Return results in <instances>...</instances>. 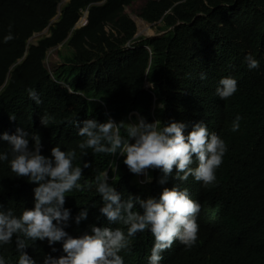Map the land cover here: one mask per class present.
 Listing matches in <instances>:
<instances>
[{
  "label": "trees",
  "instance_id": "obj_1",
  "mask_svg": "<svg viewBox=\"0 0 264 264\" xmlns=\"http://www.w3.org/2000/svg\"><path fill=\"white\" fill-rule=\"evenodd\" d=\"M134 1L70 0L63 5L64 0H0V134L23 127L40 136L41 154L50 155L59 144L61 150L76 151L74 164L90 162L83 169L81 189L65 196L72 217L89 209L79 225L70 218L65 230L74 237L88 231L89 224L125 227L110 225L105 217L96 219L102 201L95 177L108 169L110 182L125 197L158 198L164 187L179 183L200 202L195 244L174 241L161 264H264V0H148L134 20L137 26L140 19L160 24L164 34L154 39L135 38L136 24L125 13ZM84 17L86 22L77 27ZM9 25L14 39L4 43ZM46 29L48 35L28 45ZM59 46L67 53L59 52L62 65L51 75L45 60ZM248 53L259 60L257 69L247 68ZM200 73L206 74L205 80ZM229 75L236 78L237 91L221 100L215 89ZM29 88L39 93L40 105L28 98ZM45 113L50 117L47 126L40 123ZM135 113L148 122H184L186 131L203 120L227 145L216 181L205 187L192 176L182 182L169 176L161 185L163 173L150 169L152 182L141 184L118 153L86 149L81 156L77 144L83 138L70 121L105 122L110 115L129 123ZM237 115L240 127L232 131ZM0 151H9L6 141L0 140ZM36 186L27 177L15 176L7 161L0 162L3 209L12 208L16 215L31 209ZM153 242L147 229L137 233L129 250L121 253L125 264H147ZM28 243L26 251L36 264H43L47 254H63L62 242L52 246L54 253L46 239ZM0 255L16 264L15 236L0 246Z\"/></svg>",
  "mask_w": 264,
  "mask_h": 264
},
{
  "label": "clouds",
  "instance_id": "obj_2",
  "mask_svg": "<svg viewBox=\"0 0 264 264\" xmlns=\"http://www.w3.org/2000/svg\"><path fill=\"white\" fill-rule=\"evenodd\" d=\"M12 39L14 35L9 25L3 42ZM244 62L249 70L257 69L260 64L252 53L245 55ZM199 78L205 80L206 74L200 73ZM236 91L237 80L229 75L218 81L215 94L226 100ZM27 93L36 105L42 103L34 88L27 89ZM10 119L16 118L10 115ZM49 119L45 113L41 115L40 123L47 126ZM240 120L239 115L235 116L232 131L239 130ZM70 123L77 129V136L83 138L77 144L81 156L87 154L86 149H92L93 153H118L124 157L123 163L131 173L143 177L139 179L141 184H150L153 180L150 169H159L163 173L158 180L161 185L169 176L181 182L192 176L207 187L216 181V171L227 151L224 139L209 131L203 120L193 123L190 131H186L189 125L184 122H148L139 114L129 123L116 122L110 115L105 122L91 118L74 119ZM121 129L125 135H121ZM0 140L9 146V151H0V162L7 161L15 176L27 177L29 182L37 185L33 188L31 209L16 215L12 208L0 207V246L12 243L15 236V248L19 253L16 264H36L26 251L30 246L28 241L35 243L45 239L53 253L57 249L52 246L62 242L63 254H47L43 264H125L121 253L129 250L132 237L146 229L154 237L147 264H161L163 252L170 249L174 241L186 247L195 244L201 204L190 197L186 187L179 183L171 188L164 187L158 198L132 194L125 197L110 182L108 169L95 177V191L102 201L96 219L105 217L110 225L125 227L89 224L88 231L74 237L65 230L70 218L79 225L87 220L89 209L84 207L72 217L71 210L65 207V196L73 189H81L79 181L83 169L91 166L90 162L84 161L82 166L74 164L76 151L61 150L59 144L51 148L50 155L41 154L40 136L23 127H17L11 135L0 134ZM30 140L33 142L31 147ZM95 206L93 203L92 207ZM0 264H9L4 255H0Z\"/></svg>",
  "mask_w": 264,
  "mask_h": 264
},
{
  "label": "rangeland",
  "instance_id": "obj_3",
  "mask_svg": "<svg viewBox=\"0 0 264 264\" xmlns=\"http://www.w3.org/2000/svg\"><path fill=\"white\" fill-rule=\"evenodd\" d=\"M148 0H135L133 4L126 8L125 13L135 22L134 17H138L140 8L147 2ZM84 21H82L83 23ZM136 24V22H135ZM161 26L160 24L157 25H150V24H141L140 28L138 30V26L136 24V35L135 38H145V39H154L161 37L164 32H161L158 30V27ZM48 35V32H44L41 34H36L33 36V38L29 41V45L36 44L39 39L42 37ZM59 52L61 53H67L66 48H63V46H59L57 48L51 49L48 54L47 58L45 60V67L52 75L55 73L58 68L62 65L61 58L59 56ZM137 114L135 113L134 116ZM133 121V120H132ZM131 121V122H132ZM140 180L143 179L142 176L139 177Z\"/></svg>",
  "mask_w": 264,
  "mask_h": 264
},
{
  "label": "bare ground",
  "instance_id": "obj_4",
  "mask_svg": "<svg viewBox=\"0 0 264 264\" xmlns=\"http://www.w3.org/2000/svg\"><path fill=\"white\" fill-rule=\"evenodd\" d=\"M68 2H69V1L64 0L63 5L66 4V3H68ZM59 12H60V11H59ZM57 19H58V18H57ZM82 21H84V22L82 23ZM82 21H81L78 25H80V24L83 25V24L86 22V18L84 17V18L82 19ZM53 23H54V21H53ZM141 24H147V23L140 19V20L138 21V28H140V25H141ZM78 25H77V26H78ZM81 25H80V26H81ZM80 26H79V27H80ZM45 31L48 32V34H49V29H46ZM45 31H44V32H45ZM44 32H42V33H44ZM40 34H41V33H40ZM32 38H33V37H32ZM32 38H31V39H32ZM31 39H30V40H31ZM30 40H29V41H30ZM28 43H29V42H28ZM36 44H37V43H36ZM36 44H33V45H36ZM132 45H133L132 43H131V44L129 43V44H127V47L130 48Z\"/></svg>",
  "mask_w": 264,
  "mask_h": 264
},
{
  "label": "water",
  "instance_id": "obj_5",
  "mask_svg": "<svg viewBox=\"0 0 264 264\" xmlns=\"http://www.w3.org/2000/svg\"><path fill=\"white\" fill-rule=\"evenodd\" d=\"M66 1H70V0H66ZM60 15H61V13L59 12L58 16L53 21L55 22ZM80 25H78L77 27H79ZM28 45H29V43H28Z\"/></svg>",
  "mask_w": 264,
  "mask_h": 264
}]
</instances>
